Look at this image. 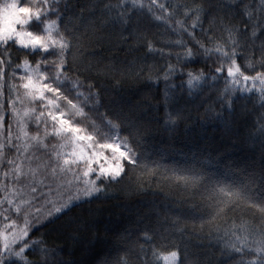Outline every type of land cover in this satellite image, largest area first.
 <instances>
[{"label": "snow or ice", "instance_id": "snow-or-ice-1", "mask_svg": "<svg viewBox=\"0 0 264 264\" xmlns=\"http://www.w3.org/2000/svg\"><path fill=\"white\" fill-rule=\"evenodd\" d=\"M161 26L176 39L157 48ZM159 83L163 116L148 99ZM188 104L203 136L177 146ZM0 180V264H87L56 259L49 233L116 190L153 199L95 236L112 245L99 264H190L193 239L202 264H264V0L0 2ZM78 223L69 238L89 253Z\"/></svg>", "mask_w": 264, "mask_h": 264}, {"label": "trees", "instance_id": "trees-1", "mask_svg": "<svg viewBox=\"0 0 264 264\" xmlns=\"http://www.w3.org/2000/svg\"><path fill=\"white\" fill-rule=\"evenodd\" d=\"M0 2H3V0H0ZM112 2H116V0H112ZM159 2H171L173 5H175L192 3V0H159ZM255 2L259 3V0H255ZM177 19H183V17L179 16L177 17ZM149 39L157 48H161L164 44L176 39V37L167 32L164 26H161L154 30V35L149 37ZM160 63L163 64V61H160ZM172 63L175 64V61L173 60ZM201 67L202 65L193 64L191 70L194 72H198ZM188 70L189 69H185V71ZM22 74V72H18L17 79L15 81L16 83L20 82L19 76ZM5 79L6 81L8 80L7 77ZM185 79H187V77H185ZM163 88V83H159L157 87L153 89L155 96L148 98L152 104H155L157 106L160 116L164 115ZM247 106L249 109H252V113H250L247 117V126L251 127L254 124L255 116L259 115L260 113L259 101L257 99H250L247 102ZM188 108L191 109V119L184 123H181L179 128L177 129V134L175 138V143L177 144V146L189 145L195 140H200L203 136V133L201 132L199 126L204 117L203 108H200L199 111H197L192 104H188ZM198 117L200 119H198ZM208 135L210 138H218L219 131L213 130L210 127ZM155 141H157L158 144L167 143V139L159 135L155 137ZM208 142L210 143L211 141ZM235 152L239 154V148L235 149ZM178 159H181V157L176 155L166 162L172 163L174 162V160ZM2 182L3 181L0 180V183ZM9 187L11 188V185H9ZM4 195L5 194L3 193L2 189H0V199H3ZM53 199H55V197H53ZM152 199L153 197L149 193L146 197L137 198L135 201L130 202L125 198L122 192L116 190L111 199L104 202L86 204L84 205V207L78 209L77 212L73 214V219L77 222L69 224L67 223V218L64 221H59L56 225V228L59 231L57 234L49 233L47 246L59 249V255L56 257V259L58 260L64 259L70 262H78L80 260H85L87 261V264H99V260L103 258L105 253L112 250V245L109 244L107 241L97 243L95 240V236L97 234L103 236L105 230H107L108 233L111 235L114 232L122 231L125 227H131V222L136 219L134 215L136 210H146L150 206L149 202L152 201ZM178 199H184V197L181 196L178 197ZM158 202L159 201H157V203ZM172 207L177 212L181 211V209L177 208L176 205H172ZM184 210H187L186 205L184 206ZM0 211H3V207H0ZM5 216H7V213H5ZM13 219H15V217H13ZM78 221H87L88 224L92 226L91 232H85L86 236H91L93 238V251L89 253H85V251H83L84 248H87L86 244L74 242L69 238L72 234V230L79 226ZM6 222L11 223L10 220ZM4 223L5 220L0 219V232L4 231ZM17 223L20 227H23L22 221L17 220ZM197 231H199V229H197ZM2 242L3 237L0 236V244H2ZM157 243H159V241H157ZM199 243V241L193 239L192 242L188 245V259L190 261V264H202V261L205 260V257L203 255V249L197 247ZM145 247L147 248L148 245H145ZM163 254L164 253L162 252V255ZM29 258L33 260L37 259L36 256H30ZM132 258L133 260H135V254H133ZM148 259H152L151 255H149ZM157 264H163V261L159 260Z\"/></svg>", "mask_w": 264, "mask_h": 264}, {"label": "rangeland", "instance_id": "rangeland-1", "mask_svg": "<svg viewBox=\"0 0 264 264\" xmlns=\"http://www.w3.org/2000/svg\"><path fill=\"white\" fill-rule=\"evenodd\" d=\"M61 151H70V149L65 148V149H62ZM68 179L71 180V177H69Z\"/></svg>", "mask_w": 264, "mask_h": 264}]
</instances>
